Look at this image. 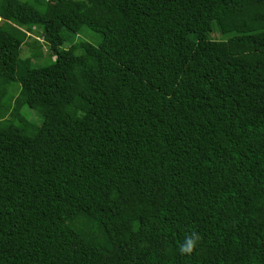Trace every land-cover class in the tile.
<instances>
[{
    "label": "trees",
    "instance_id": "obj_1",
    "mask_svg": "<svg viewBox=\"0 0 264 264\" xmlns=\"http://www.w3.org/2000/svg\"><path fill=\"white\" fill-rule=\"evenodd\" d=\"M0 264H264V0H0Z\"/></svg>",
    "mask_w": 264,
    "mask_h": 264
},
{
    "label": "rangeland",
    "instance_id": "obj_2",
    "mask_svg": "<svg viewBox=\"0 0 264 264\" xmlns=\"http://www.w3.org/2000/svg\"><path fill=\"white\" fill-rule=\"evenodd\" d=\"M81 33H82L81 36L85 40H88L89 42H91L92 44H97L99 42V40H100V35L97 32L92 31L91 29H89L86 26H83V28L81 30ZM215 36H217V34H215ZM41 39L42 38L40 37V40ZM45 48L46 47L44 46V49ZM31 52H32L31 47L24 44L22 46V48H21L20 57L18 58V62H19L18 65L23 66V67H26L27 65H29V64L31 65V64H34V63L43 65V64H46V63H48L50 61V59H47V58L42 59V58H39V57H31ZM35 110L37 112L41 111L40 108H36ZM34 116L35 115L32 113V117H34Z\"/></svg>",
    "mask_w": 264,
    "mask_h": 264
},
{
    "label": "clouds",
    "instance_id": "obj_3",
    "mask_svg": "<svg viewBox=\"0 0 264 264\" xmlns=\"http://www.w3.org/2000/svg\"><path fill=\"white\" fill-rule=\"evenodd\" d=\"M202 237L199 233L193 231L187 235L183 242L179 245V252L183 255H192L197 249Z\"/></svg>",
    "mask_w": 264,
    "mask_h": 264
}]
</instances>
